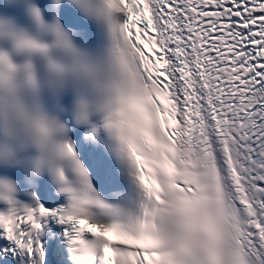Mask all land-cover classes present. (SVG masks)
I'll use <instances>...</instances> for the list:
<instances>
[{
	"label": "snow or ice",
	"instance_id": "obj_1",
	"mask_svg": "<svg viewBox=\"0 0 264 264\" xmlns=\"http://www.w3.org/2000/svg\"><path fill=\"white\" fill-rule=\"evenodd\" d=\"M10 6L0 261L264 264V0Z\"/></svg>",
	"mask_w": 264,
	"mask_h": 264
}]
</instances>
